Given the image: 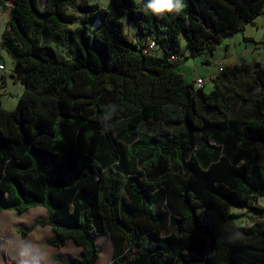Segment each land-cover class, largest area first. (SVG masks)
<instances>
[{"label": "trees", "instance_id": "16d2710c", "mask_svg": "<svg viewBox=\"0 0 264 264\" xmlns=\"http://www.w3.org/2000/svg\"><path fill=\"white\" fill-rule=\"evenodd\" d=\"M148 2L0 0L23 87L0 106V212L43 208L20 236L49 226V245L80 248L68 264H96L98 237L110 264H264V66L221 67L205 93L169 59L182 39L189 57L212 55L264 0H184L163 16Z\"/></svg>", "mask_w": 264, "mask_h": 264}, {"label": "rangeland", "instance_id": "374dc122", "mask_svg": "<svg viewBox=\"0 0 264 264\" xmlns=\"http://www.w3.org/2000/svg\"><path fill=\"white\" fill-rule=\"evenodd\" d=\"M76 1L78 3L81 1H86L89 4H98L102 7H105L108 2V0H76ZM263 15L264 14L257 17V21L259 25L258 32L255 31V28H252L253 34H258V36H264ZM8 19H9L8 11L7 10L3 11L0 9V41L5 29L7 28ZM122 22L124 24L123 30L125 35L134 43L144 44V40H141L138 37L136 30L129 23H127L125 19H122ZM247 27H248L247 28L248 32L250 34V26ZM243 33H236L232 36L224 38L223 41L216 46V50L212 55L204 54L199 57L192 58L189 57V52L187 50H183L180 55L181 60L177 63L178 72H181L183 74L186 82H192V81L194 82L196 78L203 79L205 84L202 88L205 93H209L213 89V83L211 80L212 78H214L215 75L219 73V67H221L222 65L225 68H227V70L230 73L233 71V68L230 65L232 63H236L237 61H239L238 63L241 62L240 64L245 63L251 66L254 63L252 58L255 57L259 62H262L264 65V43L258 44L259 45L258 49L255 50V53L253 54L254 56L250 55L248 62L244 61L246 58V53H244V46L253 48L254 44L248 41L245 42L242 36ZM234 37H239L240 44H238L239 41L238 40L236 41V38L234 40ZM181 41H182V46H184L185 40L182 39ZM227 43H229V49L225 50V46H227ZM205 58H207V60L209 61L208 64L203 62ZM0 64H2L5 68V71H3L0 74V77H3V83H4L3 87L0 89V106L6 111H12L15 109L17 105V101L23 92V87L18 81H16L11 77L14 64L11 58L8 56V54L5 51H3L1 48H0ZM195 86L198 87L196 84ZM259 203L264 205V197H261ZM39 208L40 210L37 214V217L45 218L46 217L45 210L41 207ZM231 211L234 213L235 212L242 213L241 214L242 216L237 220H235L237 226L251 224L250 215L247 214L246 212L239 211L236 208H232ZM33 224L34 223H32L31 225ZM30 226L26 228L24 226H20V227L23 229H27ZM96 243L100 251V258L97 264H109L111 262V246L109 240L103 237H98ZM62 249L63 252L60 254L65 253L66 255L65 254H64L65 256L64 255L61 256L60 254L58 255L60 258L63 257L65 261L67 260L70 261L72 258H77L80 256L79 249L76 248L75 244L72 241H68L67 245L64 246Z\"/></svg>", "mask_w": 264, "mask_h": 264}, {"label": "crops", "instance_id": "0c3cea01", "mask_svg": "<svg viewBox=\"0 0 264 264\" xmlns=\"http://www.w3.org/2000/svg\"><path fill=\"white\" fill-rule=\"evenodd\" d=\"M247 26H250V34L248 32ZM247 26L242 36L251 39L252 42L251 41H248V42L253 43L254 47L251 48L248 46H244V53H246V58L244 60L245 62H248L250 55H253L255 53V50L258 49V46H259L258 44L264 43V36H258V34H253L252 28H255L256 32H258L259 30L257 18L255 19L253 24H248ZM235 38H236V41L240 40L239 37H234V40ZM245 42L247 41L245 40ZM238 44H240V41L238 42ZM227 49H229V43H227V46H225V50ZM183 50H185V43H184V46H182V42H181V51ZM252 60L254 62L253 65L259 64L261 66H264L262 62H259L257 60V58L254 57L252 58ZM204 61H206L207 64L209 63L207 58H205ZM238 62L239 61H237L236 63H232L230 65L233 68V71L231 72L232 74L223 65L221 67H223L226 73H228L229 75H233L235 72V68L239 66V64L241 63V62L240 63ZM179 73L183 76L181 72ZM197 79H200V78H196L195 80ZM39 210H40L39 207H35V208H32L24 212L21 215H16L12 211L0 212V264H12V262L14 261H18L21 264H26V262L22 260L14 251V241L17 238H21L19 234V230L21 229L20 226H24L26 228L30 226L32 223H35L36 221L46 220V217L45 218L37 217ZM52 237H53V232L51 231L49 226H36L29 234L26 235L24 240H26L29 244L33 245L34 247L43 249V251L46 253L45 258L38 260L37 264H68L70 261L69 260L65 261V259H63V257L60 258L58 254L63 252L62 248L66 246L68 241L70 240L66 241L64 246L60 248H56L48 244V241ZM96 242H97V239H96ZM110 246H111V258H112L111 242H110ZM76 248L79 249V254H80V248L77 246ZM64 254L65 253L60 254V255L63 256ZM99 258H100V254H99ZM97 263L98 261L96 262V264Z\"/></svg>", "mask_w": 264, "mask_h": 264}, {"label": "clouds", "instance_id": "9594fccd", "mask_svg": "<svg viewBox=\"0 0 264 264\" xmlns=\"http://www.w3.org/2000/svg\"><path fill=\"white\" fill-rule=\"evenodd\" d=\"M154 15L163 16L166 13L180 12L183 7V0H149L146 5ZM110 109L115 112V106H110ZM14 251L26 262V264H37V261L44 259L46 253L43 249L34 247L22 238H17L14 241Z\"/></svg>", "mask_w": 264, "mask_h": 264}, {"label": "built area", "instance_id": "2783aa9c", "mask_svg": "<svg viewBox=\"0 0 264 264\" xmlns=\"http://www.w3.org/2000/svg\"><path fill=\"white\" fill-rule=\"evenodd\" d=\"M156 49V44H155V42L154 41H152V40H149L147 43H146V45H145V47H144V53H146V54H149V53H152L154 50ZM169 59L171 60V61H178L179 59H180V56L179 55H175V54H173V55H171L170 57H169ZM222 68L221 67H219V72H222ZM3 71H5V68H4V66L2 65V64H0V74L3 72ZM195 84L199 87V88H201V87H203L204 86V80L203 79H197L196 81H195Z\"/></svg>", "mask_w": 264, "mask_h": 264}]
</instances>
